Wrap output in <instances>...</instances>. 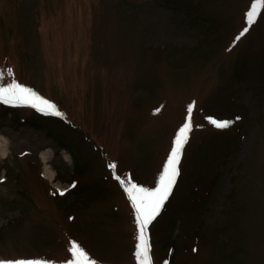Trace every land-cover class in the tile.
I'll use <instances>...</instances> for the list:
<instances>
[{"label":"rangeland","instance_id":"obj_1","mask_svg":"<svg viewBox=\"0 0 264 264\" xmlns=\"http://www.w3.org/2000/svg\"><path fill=\"white\" fill-rule=\"evenodd\" d=\"M0 71L62 113L0 102V258L68 261L75 241L98 264H138L116 176L155 187L194 105L173 194L146 230L152 264H264L261 0H0Z\"/></svg>","mask_w":264,"mask_h":264},{"label":"snow or ice","instance_id":"obj_2","mask_svg":"<svg viewBox=\"0 0 264 264\" xmlns=\"http://www.w3.org/2000/svg\"><path fill=\"white\" fill-rule=\"evenodd\" d=\"M264 3V0H261ZM257 22L255 7L246 14V26L241 30L236 39L246 34L250 27ZM8 75L12 74L11 69H7ZM4 72L0 71V78H3ZM0 102L5 104H26L31 107L38 108L41 111L50 112L54 115H62L57 110L54 103L44 99L30 88L11 82L7 84L0 83ZM194 105L188 106V115L185 123L178 129L177 135L174 137L173 147L163 167L158 184L153 188L140 186L128 180H122L119 176L116 179L124 187V190L131 203L133 204L137 216L139 228L138 244L134 253L138 264H152L151 243L147 235V228L161 214L165 207L166 201L173 194V188L176 185L177 177L180 175V162L184 153V147L188 142L189 133L192 130V109ZM210 124L218 129H227L234 121L218 120L212 117L206 118ZM236 119H239L237 117ZM115 169L116 165H109ZM75 185H73L74 187ZM59 191V190H58ZM67 189L60 191V195H64ZM196 249H194L195 251ZM69 252L71 259L63 262H49L44 260H4L0 258V264H98L94 259L89 258V254L81 245L73 241L70 243Z\"/></svg>","mask_w":264,"mask_h":264},{"label":"bare ground","instance_id":"obj_3","mask_svg":"<svg viewBox=\"0 0 264 264\" xmlns=\"http://www.w3.org/2000/svg\"><path fill=\"white\" fill-rule=\"evenodd\" d=\"M10 152L9 139L4 135L0 137V156L2 158H7ZM42 158L45 163V177L52 182L56 181V172L50 164V155L48 151H43Z\"/></svg>","mask_w":264,"mask_h":264}]
</instances>
